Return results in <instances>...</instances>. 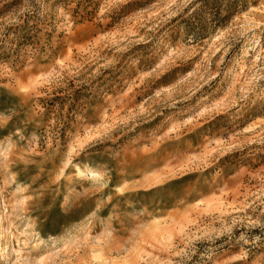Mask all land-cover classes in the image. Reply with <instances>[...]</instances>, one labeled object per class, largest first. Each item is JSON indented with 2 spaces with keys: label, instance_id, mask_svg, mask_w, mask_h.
I'll return each instance as SVG.
<instances>
[{
  "label": "rangeland",
  "instance_id": "374dc122",
  "mask_svg": "<svg viewBox=\"0 0 264 264\" xmlns=\"http://www.w3.org/2000/svg\"><path fill=\"white\" fill-rule=\"evenodd\" d=\"M0 264H264V0H0Z\"/></svg>",
  "mask_w": 264,
  "mask_h": 264
}]
</instances>
